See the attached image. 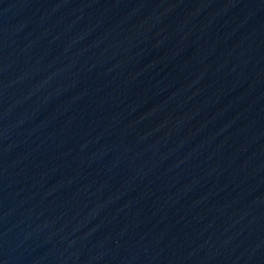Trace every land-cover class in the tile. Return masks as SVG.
<instances>
[{
  "label": "water",
  "instance_id": "obj_1",
  "mask_svg": "<svg viewBox=\"0 0 264 264\" xmlns=\"http://www.w3.org/2000/svg\"><path fill=\"white\" fill-rule=\"evenodd\" d=\"M0 264H264V0H0Z\"/></svg>",
  "mask_w": 264,
  "mask_h": 264
}]
</instances>
